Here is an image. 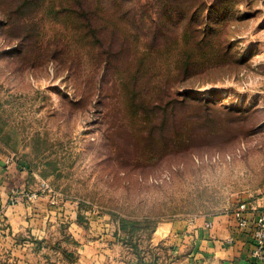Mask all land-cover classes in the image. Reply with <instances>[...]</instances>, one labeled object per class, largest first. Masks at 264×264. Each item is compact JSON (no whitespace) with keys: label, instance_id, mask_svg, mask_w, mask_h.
<instances>
[{"label":"rangeland","instance_id":"1","mask_svg":"<svg viewBox=\"0 0 264 264\" xmlns=\"http://www.w3.org/2000/svg\"><path fill=\"white\" fill-rule=\"evenodd\" d=\"M22 2L0 0V155L65 220L0 264H206L185 222L264 195V0Z\"/></svg>","mask_w":264,"mask_h":264},{"label":"crops","instance_id":"2","mask_svg":"<svg viewBox=\"0 0 264 264\" xmlns=\"http://www.w3.org/2000/svg\"><path fill=\"white\" fill-rule=\"evenodd\" d=\"M17 188L25 194L33 192L34 188L30 173L19 162L0 155V205L3 208V218L6 233L0 238V253L11 248L19 238L30 237L43 240L51 232L53 219L59 215L65 220V215L48 203L43 195L32 202L23 201L8 205L9 191ZM254 207L264 209V195L249 201ZM73 216L70 218L72 219ZM246 217L254 218V212H247ZM210 222V226L206 223ZM68 230L75 239L82 235V228L70 223ZM184 238L191 244L187 251L186 260H204L206 264H264L259 263L250 255L251 241L249 234L236 226L235 218L230 214L201 217L189 220L184 225ZM177 226L169 227L173 235ZM90 245V244H89Z\"/></svg>","mask_w":264,"mask_h":264},{"label":"built area","instance_id":"3","mask_svg":"<svg viewBox=\"0 0 264 264\" xmlns=\"http://www.w3.org/2000/svg\"><path fill=\"white\" fill-rule=\"evenodd\" d=\"M42 190H46L44 187ZM40 194L31 192L25 194L17 188H12L9 191L8 205L17 204L24 199L32 202ZM247 212H254V218L249 219L246 217ZM230 214L235 218L236 226L238 229H243L249 234L251 241L250 255L259 263H264V209L254 207L247 200L238 202L233 208L224 212ZM210 226V222L206 223ZM6 224L3 218V208L0 205V238L5 235Z\"/></svg>","mask_w":264,"mask_h":264},{"label":"trees","instance_id":"4","mask_svg":"<svg viewBox=\"0 0 264 264\" xmlns=\"http://www.w3.org/2000/svg\"><path fill=\"white\" fill-rule=\"evenodd\" d=\"M32 3L33 2V0H23V2L18 6V8H21V9H23V7H24V5H25V3ZM20 9V10H21ZM88 11L89 10H85V9H83L82 8V10H81V14H83V15H85L86 13H88ZM11 14V13H10ZM87 25H89L90 26V24H88L87 23ZM101 26H97V28H100ZM95 31V30H94ZM95 36H94V43H95V45H96V47L97 48H100V46H99V43H100V41L101 40H103V38H102V36H100V35H98V33L95 31ZM108 40H110L111 41V43H113L115 40L113 39V38H109ZM112 50V49H111ZM106 52H108V51H103V53H106ZM110 55V54H109ZM162 101V100H161ZM163 102V101H162ZM169 103H168V100H167V103L165 104V105H168ZM163 106H160L159 105V108L160 109H163L162 108ZM155 108V107H154ZM159 108H155V109H159Z\"/></svg>","mask_w":264,"mask_h":264}]
</instances>
